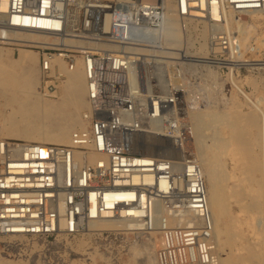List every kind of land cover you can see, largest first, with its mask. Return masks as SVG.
<instances>
[{"label":"built area","instance_id":"built-area-1","mask_svg":"<svg viewBox=\"0 0 264 264\" xmlns=\"http://www.w3.org/2000/svg\"><path fill=\"white\" fill-rule=\"evenodd\" d=\"M7 2L0 47L38 50L39 88L47 96L65 77L56 59L70 70L83 60L88 107L69 145L0 135V237L76 236L88 222L110 215L136 224L138 232L159 230L161 264H213L206 185L194 154L186 152L185 134L181 129V136L169 137L174 142L166 157L143 153L141 138L162 136L156 129L163 128L170 135L192 106L208 104L205 87L214 70L228 88L241 91V75L264 78V58H250L240 32L229 29L231 14L264 12V0H177L175 16L208 26L205 55L171 45L165 0ZM18 33L51 41H18ZM89 153L104 157L90 163ZM262 157L264 168V133ZM170 218L178 225L170 226Z\"/></svg>","mask_w":264,"mask_h":264},{"label":"bare ground","instance_id":"bare-ground-1","mask_svg":"<svg viewBox=\"0 0 264 264\" xmlns=\"http://www.w3.org/2000/svg\"><path fill=\"white\" fill-rule=\"evenodd\" d=\"M165 2L167 7L172 6V8L169 9L172 13V21L168 29L165 30V34L167 39L170 40L169 42L172 43L171 45L179 48L177 47L178 42L175 41V39L168 38V31L174 34H177L179 31V24L174 15L176 13V8L173 6H176V0H165ZM7 10L8 2L7 0H2L0 13L4 14ZM256 13H260L262 15L263 12L254 11L249 14L242 15L241 17L231 14L229 18V29L238 30L240 32V40L245 51H251L252 47L250 40L247 41L244 35L245 31L243 26L247 25L245 24L246 19L244 18L250 15L254 17L253 15ZM196 21L197 20L195 19H187L185 23L188 29H193V31L197 33V39L201 38L205 41V43H201L202 50L199 52L204 54L209 30L204 21H202L204 22L203 30L200 29L198 26L199 24L198 22L196 23ZM14 37L15 40L18 41H30L36 43L51 41V39L44 36L26 33L14 34ZM255 43L257 47L258 43ZM7 49H5V46L0 47V135L3 138H17L23 139L24 141L26 140L27 142L52 144L55 143V141H59L62 144L69 145L72 140L70 127L73 123V117L67 119L65 116L66 121L59 125L53 133L46 132L42 129L39 133V137H34L25 128V126L24 128L21 126L24 125V122L22 121L24 117L31 115L35 118L40 117L39 119H42V117L51 116L54 110L59 109V107L64 104H68V106L77 110L81 107H85L86 104L88 107V102H86L87 79L83 60L78 59L74 69L70 70L64 60L61 58L56 59L55 63L58 66V69L67 78V80H63L61 82V88H63L62 97L58 98V92L56 93L57 95H48L58 98V101L46 99L45 96L47 95L41 93L36 95L37 97H35L30 104L20 105L17 110H11L9 108L11 105L9 90L15 83L17 67L20 65H22V68H32V66L37 67L39 75L37 79L41 80V56L38 51L37 56V53L33 50L20 49V58L19 60H15L9 53H6ZM213 72L212 74H209L214 79V82H211L214 85L213 88L210 84L212 88H209L211 89L210 95L214 96V93H216L215 96L219 95V100H221L222 104H219L220 107L218 108V105L213 104H218L220 102L218 101L217 103L215 100L213 103L211 102L213 99L210 98L211 103L204 106H192V108L188 110V114L192 118L191 130L196 144L195 152H193V154L200 167L198 174L202 176L206 185V202L210 210L213 225L212 236L210 238L215 255V262L213 264H237L238 262L235 260V251L238 253L244 252L242 258L246 264H264V168L262 157L264 133V123L262 117L264 113V90L261 88L260 81L256 78H250V82L253 84L255 89L254 93L252 92L253 94L246 93L244 91L245 89L243 90V88H241L242 86H240L242 91L236 89L241 91L244 96V103H242V101L236 98L238 93L235 91H230V93L224 92L222 82L223 79H221L222 81L220 79H216L217 74L215 75ZM215 73L217 72L215 71ZM219 77L220 76L218 74L217 78ZM215 79L219 80L218 83H215ZM214 83L217 84V88H215L216 85ZM25 84L26 86H29L31 81L28 80ZM28 90H30V88H28ZM208 92L209 91H207V93ZM215 96L212 98H215ZM244 104L249 107L248 111L243 110ZM35 118L34 120H36ZM80 123L82 126L84 125L82 116H80ZM212 127L215 128V131L210 135L207 131ZM181 129L182 124L179 123L178 127L174 129L170 135H168L169 133H167V129L163 128L162 130L156 129L158 134H161L162 136L154 134H146L142 136L141 140L143 141L145 149L140 151L146 154L158 152V156H167L172 153V144L174 142V139L169 137L181 136ZM103 157L104 156L97 153H89L87 155V160L90 163H94ZM83 158V155L77 151L76 159L81 161ZM228 161L231 163V168L228 165ZM149 178L151 181V177ZM243 179L249 183L248 202L238 198L243 192L242 190V192L239 193L238 190L240 183H243ZM231 182L235 183L231 186ZM234 205L240 206L239 208L241 209V212L239 211L240 213H238V215L232 213ZM246 210L247 213L245 214V218L240 219V214L246 212ZM168 222L170 226H175L178 225L179 220L170 218ZM246 225L251 228V233L248 237H244L243 235V232L246 234L244 231V227ZM105 229L109 232H115L117 234L120 232L130 231L143 233L135 231L138 229L136 224L128 220L111 218L110 215H107L105 218L88 222L85 226L84 232L91 234L96 231L99 232V235H102L105 232L102 230ZM153 232H159V230H155ZM144 233H148V236L144 237L141 243L135 242L128 246L130 247L128 248L129 255L131 257L130 260L136 262L141 260L140 262L142 264H161L158 259L159 257L156 249L160 243V247L162 246V238L159 237L161 238L159 239L158 236L153 237L152 232ZM69 236L72 235L66 233L60 234L57 236V239L70 242ZM9 238L22 239L24 236ZM35 238L37 241L33 244V248H42L44 244L40 243L41 240L39 241L37 239L39 237ZM229 248L230 251H228Z\"/></svg>","mask_w":264,"mask_h":264},{"label":"rangeland","instance_id":"rangeland-1","mask_svg":"<svg viewBox=\"0 0 264 264\" xmlns=\"http://www.w3.org/2000/svg\"><path fill=\"white\" fill-rule=\"evenodd\" d=\"M176 5H177V0H176ZM173 6L176 8L175 5H173ZM170 8H172V6L168 7V9H170ZM259 14L260 13L254 14L253 15L254 17H252L251 15H250L251 17L250 16L245 17L244 18V19H246L245 24H247V25L243 26V29L245 31L244 35L246 37V40L247 41L250 40L251 45H254V44L256 45L255 42L258 43V45L256 47V50H257L256 53L246 51L247 54L249 55V57L254 59V60H258V59L263 60V58H264V51H263L264 50V17H263L264 12L262 13V15L260 14V16H259ZM175 15H176V13H175ZM175 17L177 18V21L179 24V31L177 34H174V33L168 31V38L175 39V41L178 42V44L176 43L178 45L177 47L186 48V46H187L188 48L194 49V54L201 55V53H199L202 50L201 49V43H205V41L201 38L197 39V37H198L197 33H195L193 31V29L187 28V25L185 23L187 21V19L178 18L177 16H175ZM197 22L199 24L198 26L200 27V29L203 30L204 29V22H202L199 19L196 21V23ZM206 47H207V41H206ZM11 48L12 47L5 46V49H7L6 53H9L12 56V58L15 60H19V58H20V54H21L20 49L33 50L36 53L38 51L36 49H29V48H24V47H19L18 49H14V48L11 49ZM192 53H193V51H192ZM205 54H206V48L204 50V54H202V55H205ZM261 54H262V56H261ZM253 55H255V56H253ZM37 56H38V53H37ZM212 72H211V74H212ZM213 73L215 75L217 74L216 79H220V80L222 79L220 75H219L220 77L217 78L218 73H215V70ZM38 76L39 75H38L37 67L32 66V68H29V67L22 68V65L17 67L15 83L13 84V86L9 90V96H10V100H11V102H10L11 105L9 106V108L11 110H17L20 105L30 104L31 101L35 97H37L36 95H39L42 93L40 88H39L41 80L37 79ZM209 76H211V75H209ZM210 78L213 80V81L211 80L213 83L214 82L213 77L211 76ZM240 78L242 80H244V82L242 81V83H241V86H242L241 88H243V90H244V87H246L244 90L246 93L250 94L252 92L254 93V91H255L253 84L250 82V78H253V79L256 78L258 81H260L261 88H262V90H264V78L262 76H260L258 74L245 73V74L241 75ZM27 79L29 81H31V84L29 85L30 87L26 86V84H25L28 81ZM63 80H67V78L64 77ZM218 81L219 80H216L215 83H218ZM224 81L225 80L223 79L222 82H223L224 92L230 93V91L231 92L235 91L236 93H238L236 98H238L240 101H242V103H244V100H243L244 96L241 93V91H238L236 89H231L230 87L228 88V85H226L227 84L226 81H225V83H224ZM212 83H211V85L213 88L214 85ZM21 84H22V86H21ZM211 85H208V90H207V87H205L206 90L209 91L207 94H209V98L213 99L211 102L214 103L215 100L217 103H218V101L220 102L218 104H216V103L213 104V105H218V108H219L220 107L219 104H222L221 100H219V95L215 96L216 93H214L215 98H212L214 96L210 95V90L212 89ZM215 85H216L215 88H217V84H215ZM19 86H20V88H19ZM27 87L30 88V90H28ZM209 88H211V89H209ZM57 92H58L57 94H59L58 98L62 97L63 88H61V83L59 84ZM57 94H55V95H57ZM211 94H212V92H211ZM45 98L46 99H52L55 101L59 100L58 98H55L53 96H45ZM86 99H87V97H86ZM211 102H209V103H211ZM204 104H206V103H204ZM86 109H87V104L85 105V107L79 108V110L73 109L72 107L68 106V104H64L61 107H59V109L54 110V112L51 116L50 115L48 117L46 116L47 118L42 117L43 120L39 119L40 117L35 118L31 115H28V117H24L22 120L24 122L23 123L24 125H22L21 127L24 128V126H25V128L34 137H39V133L42 129L45 130L46 132H52L53 133V131H55L59 125L63 124L66 121V117H67V119L70 117H73V123L71 124V127H70V133H73L77 128L82 126L80 123V116L83 115V113ZM243 110L248 111L249 107L246 104H244ZM61 113H63V114H61ZM34 118L36 120H34ZM20 119H21V117H20ZM44 120H45V122H44ZM35 121H37V122H35ZM180 123L182 124V132L185 134L184 138H186L184 140L186 152L193 153V152H195L196 144L194 142V136H193V134H192L193 132L191 130L192 118L188 114V111H187V113H185V115H183L182 122H180ZM214 131H215V128L212 127L207 132L211 135V134H213ZM12 139H17V138H12ZM17 140H23V139H17ZM56 143L61 144V145H66V144L60 143L59 141H55V143H52V144H56ZM163 157H166V156H163ZM228 165L231 168L230 161H228ZM234 183L235 182H231L230 185L232 186ZM242 186L244 187V189ZM248 188H249V183L243 179V183H240V185L238 187L239 193H241L242 190H243V192H242V194L239 195L238 198L244 200L245 202L249 201V189ZM239 207L240 206H238V205H234L232 213L235 215H238V213L241 212L240 211L241 209ZM246 213H247V210H246V212L240 214V219H244ZM102 231H108V230L105 229ZM110 231H112V230H110ZM244 231L246 233V234H244V232H243L244 237L250 236L251 228L249 226L246 225L244 227ZM152 233H153L152 234L153 237H157V236H158V238L161 237L159 232H152ZM147 234L148 233H136V232H131V231L130 232H120L118 234L113 235L111 240H110L109 238H107V235H103L104 237H102L101 234L99 235V232H96V231L91 233V234H87V232L86 233L83 232L80 235L69 236L70 242L57 239V237L52 238V239H48V240H46L45 238H37L39 241L41 240L40 243L44 244V246L42 248H39V249L33 248V244L37 241L35 237H32V238H28V237L25 238L24 237L22 239L21 238L11 239L9 237H0V264H130V263L142 264L140 262L141 260H138V262L130 260L131 257L129 255V249H128L130 247H128V246L132 245L135 242L141 243L143 238L148 236ZM159 239H161V238H159ZM160 244L157 246V249H156L157 255H158V248L160 247ZM213 251H214V249H213ZM228 251H230V248L228 249ZM243 254H244V252L238 253L235 251V260L238 262L237 264H246V262H244L243 258H242ZM108 257H109V259H108Z\"/></svg>","mask_w":264,"mask_h":264}]
</instances>
